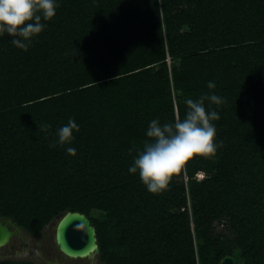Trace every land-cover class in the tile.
Returning a JSON list of instances; mask_svg holds the SVG:
<instances>
[{"label":"trees","instance_id":"1","mask_svg":"<svg viewBox=\"0 0 264 264\" xmlns=\"http://www.w3.org/2000/svg\"><path fill=\"white\" fill-rule=\"evenodd\" d=\"M46 23L27 51L0 37V216L36 235L85 212L103 264H264V0H59ZM213 91L215 153L148 191V122ZM69 117L75 154L49 146Z\"/></svg>","mask_w":264,"mask_h":264},{"label":"clouds","instance_id":"2","mask_svg":"<svg viewBox=\"0 0 264 264\" xmlns=\"http://www.w3.org/2000/svg\"><path fill=\"white\" fill-rule=\"evenodd\" d=\"M58 6L59 0H0V37H10L13 45L27 51L47 27L46 22L56 15ZM207 86L209 89L216 87L212 80ZM223 101L224 98L214 91L195 99L187 97L182 118L168 122H161L159 117L150 120L143 146L136 150L128 171L138 174L148 191L160 192L168 187L172 175L180 171L189 158L213 155L218 137L212 121L219 119V112L212 105L219 106ZM51 127L47 123L38 125V129L45 131ZM78 130L75 118L69 117L67 123L56 128L49 146L61 145L68 153L75 154L72 142Z\"/></svg>","mask_w":264,"mask_h":264},{"label":"water","instance_id":"3","mask_svg":"<svg viewBox=\"0 0 264 264\" xmlns=\"http://www.w3.org/2000/svg\"><path fill=\"white\" fill-rule=\"evenodd\" d=\"M51 222L55 223L54 243L61 255L84 259L99 254L97 229L85 212L68 209ZM17 234L26 238L12 217L0 216V248L11 245V238ZM220 264H236V259L226 255Z\"/></svg>","mask_w":264,"mask_h":264},{"label":"rangeland","instance_id":"4","mask_svg":"<svg viewBox=\"0 0 264 264\" xmlns=\"http://www.w3.org/2000/svg\"><path fill=\"white\" fill-rule=\"evenodd\" d=\"M95 214H99L95 211ZM26 238L21 235H14L11 238V245L14 246L10 250L11 245L0 248L1 256H10L16 258L31 259L39 264H103L99 261L98 255L93 258L70 259L60 255L54 243L55 223L50 222L38 234L33 235L22 229ZM237 264H242L239 259Z\"/></svg>","mask_w":264,"mask_h":264},{"label":"flooded vegetation","instance_id":"5","mask_svg":"<svg viewBox=\"0 0 264 264\" xmlns=\"http://www.w3.org/2000/svg\"><path fill=\"white\" fill-rule=\"evenodd\" d=\"M24 236H25V234H24ZM25 237H26V236H25ZM13 248H14V246L11 245L9 249H10V250H13ZM60 255H61V254H60Z\"/></svg>","mask_w":264,"mask_h":264}]
</instances>
